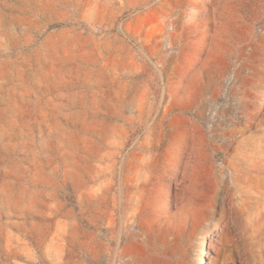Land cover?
Segmentation results:
<instances>
[{
  "label": "rangeland",
  "instance_id": "obj_1",
  "mask_svg": "<svg viewBox=\"0 0 264 264\" xmlns=\"http://www.w3.org/2000/svg\"><path fill=\"white\" fill-rule=\"evenodd\" d=\"M0 264H264V0H0Z\"/></svg>",
  "mask_w": 264,
  "mask_h": 264
}]
</instances>
